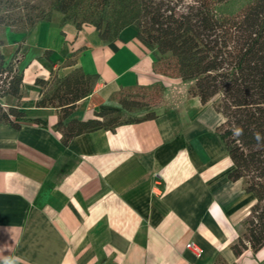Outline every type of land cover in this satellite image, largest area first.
Returning <instances> with one entry per match:
<instances>
[{
	"label": "crops",
	"instance_id": "obj_1",
	"mask_svg": "<svg viewBox=\"0 0 264 264\" xmlns=\"http://www.w3.org/2000/svg\"><path fill=\"white\" fill-rule=\"evenodd\" d=\"M136 34L131 24L103 41L93 25L76 28L57 15L5 33L6 59L23 45L20 107L45 124H0V264H264V247L239 256L230 249L244 191L241 179L226 177L231 162L215 132L222 116L213 111L217 122L208 121L197 97L183 116L171 107L66 145L57 110L34 105L35 78L74 68L97 80L66 120L93 117L122 89L174 84L154 71L157 54Z\"/></svg>",
	"mask_w": 264,
	"mask_h": 264
},
{
	"label": "trees",
	"instance_id": "obj_2",
	"mask_svg": "<svg viewBox=\"0 0 264 264\" xmlns=\"http://www.w3.org/2000/svg\"><path fill=\"white\" fill-rule=\"evenodd\" d=\"M49 0L41 7L28 0H0V24L29 29L40 20H49L52 10L72 18L76 28L92 24L103 41H112L128 25L137 28L136 37L157 54L154 71L190 83L189 92L201 104L211 101L222 121L215 127L231 167L229 181L243 180V190L252 195L245 227L230 244L235 256L264 247V0ZM25 10L12 17L8 10ZM78 13L83 16L76 19ZM95 15L96 19L89 16ZM20 44L6 59L0 52V99L15 102L3 106L0 124L18 129L24 123L44 125L20 107L23 96V69L18 67ZM49 50L42 56L48 57ZM95 74L74 68L64 76L35 78L40 86L36 107L57 110L54 127L66 145L73 137L97 129L114 131L123 123L155 118L154 112L120 120L115 108H103L88 119L68 118L78 100L93 89ZM162 87V86H157ZM157 87H153L154 89ZM152 88V89H153ZM123 90V89H122ZM121 91V90H120ZM120 109L130 110L139 101L119 97Z\"/></svg>",
	"mask_w": 264,
	"mask_h": 264
},
{
	"label": "rangeland",
	"instance_id": "obj_3",
	"mask_svg": "<svg viewBox=\"0 0 264 264\" xmlns=\"http://www.w3.org/2000/svg\"><path fill=\"white\" fill-rule=\"evenodd\" d=\"M242 0H234L229 8L235 9L239 3H241ZM28 2H33L39 4L41 7L47 8L49 0H28ZM9 14H11L12 17H16L21 13V15H24L25 10L22 11L18 10H8ZM53 15L60 16L61 21L63 18V14L59 11L52 10L50 12L49 18H52ZM91 19H96L97 16L90 15ZM83 16H81L80 13H78L76 19L81 20ZM69 22H73L72 18L67 19ZM82 24H90L87 22H83ZM92 25V24H90ZM8 30L13 31H25L27 29L20 28L18 24H14V26H8L4 24H0V44L4 42V35ZM22 44H20V47L22 49ZM190 83L181 82L180 79H176L174 84L168 86V87H157L155 88H142V87H132V88H125L115 94L112 99V106L107 108H115L119 111V118L120 120L127 119L129 117H142L145 114L149 112L159 113L166 111L167 109L174 107L176 111L180 115H184L185 111L188 109H191L193 106V101L196 96H193L189 92ZM119 97H125L127 99H134L136 101H139V105L136 107L130 109V110H124L120 109L118 104ZM6 102H15L13 99L10 98H2ZM198 105V104H197ZM5 106V105H3ZM197 109H199L200 113L202 115H206V119L210 121L212 124H215L217 122V117L213 113V107L211 105V101H208L206 104H202L201 106H198ZM212 109V110H211ZM198 112V111H197ZM199 114V112L197 113ZM241 186L240 189L243 190V180L241 179L240 182ZM234 189L236 190V186H234ZM238 188V191L240 190ZM241 191V190H240ZM244 191V190H243ZM240 195L244 196L240 202L245 205V209L243 211H240L238 215L236 214V218H234V221H236V226L239 231V233H242L244 231L245 225L241 222L248 213V207L250 203L252 202V195L246 193L245 191L241 193ZM241 197V196H240ZM240 205V204H239ZM237 237V236H236ZM236 239V238H235ZM234 239V240H235ZM233 240V241H234ZM246 255H250L252 253L250 250L244 252Z\"/></svg>",
	"mask_w": 264,
	"mask_h": 264
},
{
	"label": "built area",
	"instance_id": "obj_4",
	"mask_svg": "<svg viewBox=\"0 0 264 264\" xmlns=\"http://www.w3.org/2000/svg\"><path fill=\"white\" fill-rule=\"evenodd\" d=\"M186 247H189L190 249H192L197 254L201 253V249L192 241L188 242L186 244Z\"/></svg>",
	"mask_w": 264,
	"mask_h": 264
}]
</instances>
